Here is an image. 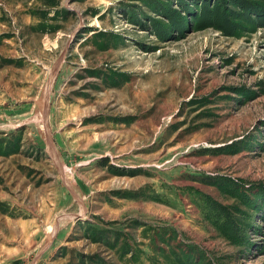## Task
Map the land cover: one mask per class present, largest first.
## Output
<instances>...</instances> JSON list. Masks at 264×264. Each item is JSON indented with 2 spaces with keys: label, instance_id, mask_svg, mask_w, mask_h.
<instances>
[{
  "label": "rangeland",
  "instance_id": "obj_1",
  "mask_svg": "<svg viewBox=\"0 0 264 264\" xmlns=\"http://www.w3.org/2000/svg\"><path fill=\"white\" fill-rule=\"evenodd\" d=\"M0 264H264V0H0Z\"/></svg>",
  "mask_w": 264,
  "mask_h": 264
}]
</instances>
